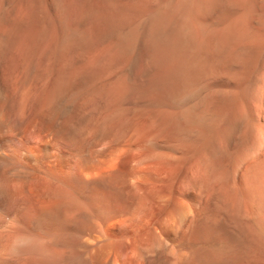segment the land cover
I'll use <instances>...</instances> for the list:
<instances>
[{"label": "bare ground", "instance_id": "bare-ground-1", "mask_svg": "<svg viewBox=\"0 0 264 264\" xmlns=\"http://www.w3.org/2000/svg\"><path fill=\"white\" fill-rule=\"evenodd\" d=\"M0 264H264V0H0Z\"/></svg>", "mask_w": 264, "mask_h": 264}, {"label": "clouds", "instance_id": "clouds-1", "mask_svg": "<svg viewBox=\"0 0 264 264\" xmlns=\"http://www.w3.org/2000/svg\"><path fill=\"white\" fill-rule=\"evenodd\" d=\"M33 223V229H26L16 215L0 212V256L11 261L25 260L43 249L48 238L38 234Z\"/></svg>", "mask_w": 264, "mask_h": 264}]
</instances>
